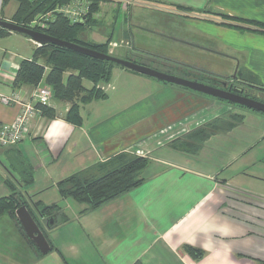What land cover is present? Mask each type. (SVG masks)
Masks as SVG:
<instances>
[{"label": "crops", "instance_id": "0c3cea01", "mask_svg": "<svg viewBox=\"0 0 264 264\" xmlns=\"http://www.w3.org/2000/svg\"><path fill=\"white\" fill-rule=\"evenodd\" d=\"M103 4L97 22L87 26L83 35L98 43L114 39V22L108 20L114 10L123 9L129 24L118 38L131 40L133 48L117 56L141 62L154 58L155 67L193 79L201 73L224 78L235 68L236 81L243 87L247 84L242 77L256 78L264 85V32L229 26L224 16L264 23V0ZM136 6L184 18L192 33L195 30L212 41L188 40L187 45L194 47L190 51L208 50L221 56L223 63L218 60L214 69L205 71L191 61L145 50L136 35L144 33L146 19H138L132 27ZM17 7L15 0L0 1V19L12 21ZM36 45L24 34L0 36V96L17 92L25 100L32 97L37 86L16 89L13 84L21 61L33 57ZM103 85L105 98L81 106L82 124L66 119L70 103L56 100L52 92L49 104L55 116L40 111L25 140L0 146V197L10 194L5 185L11 179L7 166L14 152L20 151L34 167V181L24 187L25 194L46 205L57 203L68 218L48 230L50 250L42 254L25 237L20 223L8 213L2 215L0 264H133L138 260L144 264H264V114L236 110L243 120L226 131L218 130L231 122L222 118L230 108L210 95L124 67H115ZM38 86L50 87L45 79ZM19 112L20 105L0 100V124L12 122ZM209 122L217 131L207 139L198 140L193 149L180 145ZM138 150L149 159L140 186L85 212L86 204L61 196V180L120 152L137 155ZM37 186H51L58 196L51 202L36 199L34 193L39 191L28 193V189ZM186 244L201 249L203 256L196 259L185 252Z\"/></svg>", "mask_w": 264, "mask_h": 264}, {"label": "trees", "instance_id": "16d2710c", "mask_svg": "<svg viewBox=\"0 0 264 264\" xmlns=\"http://www.w3.org/2000/svg\"><path fill=\"white\" fill-rule=\"evenodd\" d=\"M9 1L11 0H2V4ZM15 1L18 2V7L13 16V22L34 28L61 40L87 46L103 53L112 54L108 51V42H93L85 39L83 35L85 28L92 24V13L99 10L100 0H92L93 6L91 4L90 13L87 17H84L86 18L85 24L79 21L73 22L62 13L56 11L59 6L71 0ZM46 13L50 14L46 19L41 18L40 20L33 21L38 15ZM224 16L228 19L229 22L227 24L229 26L242 30L247 29L264 32V23ZM11 32L0 27V36L7 35ZM125 58L131 59L130 56ZM153 61H155L154 58L146 57L143 59V63L145 64H150ZM115 67L121 66L52 43L37 44L33 57L21 61L13 86L16 89L24 85L38 86L45 79L46 83L51 87L53 97L56 100L70 103L66 119L71 123L80 125L83 122L81 106L106 97V93L101 89V86L103 83L110 81ZM203 74L214 78L216 77L211 74ZM241 79L246 82L244 83L247 84L251 92L260 94L261 96L264 95V85L259 83L256 78L242 77ZM85 81L91 82L92 86H86ZM218 100L232 106L240 107L243 110L254 111L226 100ZM261 100L264 101V97ZM36 106L45 116H55L56 111L50 104L39 103ZM259 113L264 114L263 112ZM229 118L231 122L229 120L227 127L220 128V126H216L217 129L226 131L231 125L243 120V116L240 113L230 114ZM214 122L212 124L209 122L197 129L188 138L190 141H186V143L180 145H183L186 149L196 147L198 140L203 141L213 131H217L212 127L214 126ZM148 162L149 159L147 156H139L123 151L110 158L107 162L100 163L94 168L86 169L61 180L58 183V189L63 198L70 197L80 203L86 204L87 207L83 210L84 212L92 210L140 186L144 182L141 173ZM10 163L11 166H7V168L11 173V179L7 178L5 180V185L9 189L10 194L0 197V217L8 213L19 224L16 210L22 203H25L28 205L38 225L44 231L48 241L51 242L48 237V230L62 223H67V215L57 203L46 205L41 201H33L19 191V188L28 187L34 181V167L20 151L14 152ZM50 217L53 218L54 223L50 227H47L46 223L50 221ZM19 227L28 241L34 243L25 234L23 228L21 226ZM183 249L196 259L201 258L204 254L201 249L187 244ZM133 264L144 263L138 260Z\"/></svg>", "mask_w": 264, "mask_h": 264}, {"label": "rangeland", "instance_id": "374dc122", "mask_svg": "<svg viewBox=\"0 0 264 264\" xmlns=\"http://www.w3.org/2000/svg\"><path fill=\"white\" fill-rule=\"evenodd\" d=\"M0 1L2 2V0ZM89 1L92 2L91 4L93 6V1L92 0H89ZM105 1L113 2V3H117V2L123 3V2H129V1L131 2V0H100L99 8H102V6L104 5L103 3H105ZM138 6H144V5H138ZM138 6L134 7L135 13L133 16L134 23L132 22V27L135 29L133 25L134 24L137 25L136 21L138 19H146V24H144L143 25L144 28H142V30L145 29L144 33L143 34L140 33L141 35H136V38L140 39V41L143 42L142 44L144 45L145 50H150L153 52V54L157 53V54L167 56V57L182 59L183 61H186V62L191 61L194 64L200 66L199 68H196V67L194 68L205 70V71L208 69H214L218 60L221 61V63H223L221 56L216 55L213 52H209L208 50L199 51L200 54H197V52L190 51L194 47L187 45V43L189 42L188 40H192L194 41V43L196 42L199 43L200 42L199 40H205L208 43H211L212 41L210 38L202 36V34H200L199 32L195 30H193L195 33H192L190 28L184 23L185 21L184 18L182 17L181 19L174 18L173 16L171 17L169 13L158 12L157 10L154 11L149 8H143V7L140 8ZM112 13L113 15H111L108 22L109 23L111 21L112 23L114 22L115 38L114 39L108 38L105 41V42H108V51L109 53H112L113 55L128 54L127 50L131 51L133 48V44L131 43V40L118 38V36L123 35L125 25L129 24V17L127 16L126 12L121 8L119 10H114ZM48 16H50L49 13L41 14V15H38L33 21L40 20L41 18L46 19ZM98 17H100L98 10L92 13L91 15L92 24H94V22H97L96 19H98ZM147 23L149 25L148 27H147ZM190 26H194V24L190 23ZM208 28H210V26H208ZM147 30H151V32ZM189 53H192V54H189ZM159 58L162 59V56ZM154 60L156 62L158 61L157 59H154ZM226 75H227L226 77L233 78L235 76V68L233 69V71L232 69H230L226 73ZM85 85L89 86L90 82L85 81ZM262 97H264V95H262ZM220 102L224 105H227L230 108L229 111L222 116L223 119H226V117L229 118V115L234 114V111L236 110H243L240 107L232 106L222 101ZM237 114L239 113L237 112ZM179 143L182 144L186 142L182 140V141H179ZM0 173L1 174L3 173L2 169H0ZM45 187H48V188L46 189ZM30 190L33 191V193L36 191H39V192L42 191L43 195H41L39 192L34 193L36 195L35 198L36 199L42 198L46 202H51L54 200L56 195L58 196L57 189H51V186L31 187V189H28V193H30ZM19 191H21V193H23L28 199H30L25 194V188H19Z\"/></svg>", "mask_w": 264, "mask_h": 264}, {"label": "water", "instance_id": "95a60500", "mask_svg": "<svg viewBox=\"0 0 264 264\" xmlns=\"http://www.w3.org/2000/svg\"><path fill=\"white\" fill-rule=\"evenodd\" d=\"M86 18L79 20L82 24H85ZM0 27H3L12 32L24 34L30 37L38 45H43L46 43H52L55 45L63 46L74 50L76 52L88 55L90 57L110 61L121 67L158 78L167 83L176 84L203 94L210 95L212 97L226 100L230 103L244 106L250 110L264 113V101L261 99L254 98L250 95H247V89H242L237 86L227 87V83L224 82L221 85V79L210 77L204 75L203 73L199 74L196 78H190L186 73L180 74L170 70H161L153 65V63L145 64L139 59H128L120 57L113 54L103 53L97 50H94L90 47L83 46L80 44L71 43L65 40H61L55 37H52L44 32L38 31L34 28L19 25L13 21L0 19ZM194 77V76H193ZM16 216L20 225L22 226L25 234L31 239L35 245L38 247L42 254L47 253L50 250V243L38 225L37 221L30 212L28 205L22 203L20 207L16 210ZM50 221L46 223L47 227H50L54 220L52 217L49 218Z\"/></svg>", "mask_w": 264, "mask_h": 264}, {"label": "built area", "instance_id": "2783aa9c", "mask_svg": "<svg viewBox=\"0 0 264 264\" xmlns=\"http://www.w3.org/2000/svg\"><path fill=\"white\" fill-rule=\"evenodd\" d=\"M91 1L89 0H72L71 2L59 6L56 11L62 13L73 22H77L90 13ZM101 89L105 92L106 86L102 85ZM52 98L50 87L37 86L30 99H23L21 95L14 92L10 95L2 94L0 100L4 104L20 105V112L10 123L0 124V146L7 147L18 144L25 140L30 134L31 122L33 118L40 113L37 104H49ZM137 155L147 156V153L138 150Z\"/></svg>", "mask_w": 264, "mask_h": 264}, {"label": "flooded vegetation", "instance_id": "af4514ba", "mask_svg": "<svg viewBox=\"0 0 264 264\" xmlns=\"http://www.w3.org/2000/svg\"><path fill=\"white\" fill-rule=\"evenodd\" d=\"M219 79H221V85L224 83V82H226L227 83V87H229L230 85L231 86H237V87H239V88H242V89H247L248 91H247V95H250L251 94V96H254L255 98L257 97V99H262V96L260 95V94H256V93H254V92H251L250 91V88L249 87H243L242 85H240L239 83H237V77L236 76H234L233 78H231V77H229V78H227V77H224V78H222V77H220Z\"/></svg>", "mask_w": 264, "mask_h": 264}]
</instances>
